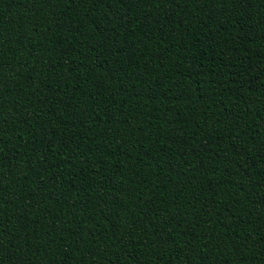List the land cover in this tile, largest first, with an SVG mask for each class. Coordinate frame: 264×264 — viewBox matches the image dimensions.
I'll use <instances>...</instances> for the list:
<instances>
[{"label":"trees","instance_id":"16d2710c","mask_svg":"<svg viewBox=\"0 0 264 264\" xmlns=\"http://www.w3.org/2000/svg\"><path fill=\"white\" fill-rule=\"evenodd\" d=\"M0 264H264V0H0Z\"/></svg>","mask_w":264,"mask_h":264},{"label":"snow or ice","instance_id":"6c2138e0","mask_svg":"<svg viewBox=\"0 0 264 264\" xmlns=\"http://www.w3.org/2000/svg\"><path fill=\"white\" fill-rule=\"evenodd\" d=\"M98 2L103 3V0H98ZM119 3L123 4L124 0H118Z\"/></svg>","mask_w":264,"mask_h":264}]
</instances>
